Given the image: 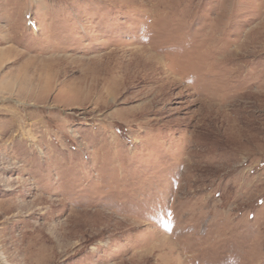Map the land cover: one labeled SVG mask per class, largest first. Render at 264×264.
Masks as SVG:
<instances>
[{
  "label": "rangeland",
  "instance_id": "1",
  "mask_svg": "<svg viewBox=\"0 0 264 264\" xmlns=\"http://www.w3.org/2000/svg\"><path fill=\"white\" fill-rule=\"evenodd\" d=\"M0 264H264V0H0Z\"/></svg>",
  "mask_w": 264,
  "mask_h": 264
},
{
  "label": "bare ground",
  "instance_id": "2",
  "mask_svg": "<svg viewBox=\"0 0 264 264\" xmlns=\"http://www.w3.org/2000/svg\"><path fill=\"white\" fill-rule=\"evenodd\" d=\"M56 254V253H55Z\"/></svg>",
  "mask_w": 264,
  "mask_h": 264
}]
</instances>
